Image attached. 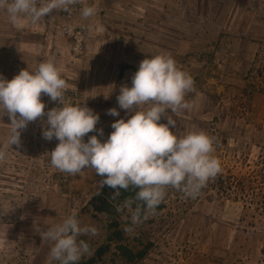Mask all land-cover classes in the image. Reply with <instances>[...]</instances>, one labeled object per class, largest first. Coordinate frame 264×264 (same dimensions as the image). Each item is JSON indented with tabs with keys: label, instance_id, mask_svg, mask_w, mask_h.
<instances>
[{
	"label": "rangeland",
	"instance_id": "rangeland-1",
	"mask_svg": "<svg viewBox=\"0 0 264 264\" xmlns=\"http://www.w3.org/2000/svg\"><path fill=\"white\" fill-rule=\"evenodd\" d=\"M90 5L100 6L95 15L102 37L92 51L105 49L106 55L89 51L88 56L87 35L76 33L81 26L60 24L59 9L36 23L25 17L13 24L0 6V76L12 79L21 69L35 72L42 62L53 61L65 80L64 103L87 106L100 116L96 127L103 135L90 132L84 140L91 135L104 140L114 120L131 115L117 103L121 86H131L144 58L170 56L194 85L185 94L189 107L169 109L160 123L175 120L178 136L207 133L220 171L194 198L167 186L162 208L142 211L133 223L134 210L125 206L129 199L102 188L94 169L74 175L51 164L50 152L59 141L45 139L42 130L47 111L60 107L59 101L42 94L45 115L20 130L19 146L8 143L11 119L0 110L5 153L0 264H60L50 257L52 242L37 228L46 230L70 214L97 229L80 237L91 254L78 264H264V0H95ZM75 34L76 46L60 43L73 41ZM110 108L120 116L109 115Z\"/></svg>",
	"mask_w": 264,
	"mask_h": 264
},
{
	"label": "clouds",
	"instance_id": "clouds-1",
	"mask_svg": "<svg viewBox=\"0 0 264 264\" xmlns=\"http://www.w3.org/2000/svg\"><path fill=\"white\" fill-rule=\"evenodd\" d=\"M75 0H0L10 21L16 24L27 17L32 23L48 16L53 10H68ZM91 17L95 9L86 6L81 13ZM70 30V29H69ZM131 86H121L117 95L120 109L131 115L112 122L113 129L101 140L103 129H97L100 116L81 104H65L63 100L65 80L51 60L42 62L35 72L21 69L12 79L0 76V110L11 119V135L8 143L20 145L21 131L28 123L45 115L42 94L60 107L47 111V127L42 136L59 143L50 152L51 164L62 172L79 174L92 168L101 176V187L108 186L119 194L130 186L138 189L135 199L143 202L132 214V222L140 220L141 212L155 211L165 199V188L172 186L195 197L201 188L220 171L219 161L212 155L213 140L203 131H192L178 136L172 129L176 121L167 117L173 112L188 108L186 92L192 90L194 80L190 74L178 68L174 59L166 55L144 58L133 74ZM152 102L146 110L141 106ZM108 114L119 117L117 108ZM90 132L87 141L84 137ZM5 153L0 151V159ZM132 201H126L130 207ZM122 210V209H118ZM130 227L126 228V231ZM42 239L52 242L50 257L60 264H78L90 246L82 235L97 233L92 225H82L75 214L66 216L60 223L40 230Z\"/></svg>",
	"mask_w": 264,
	"mask_h": 264
},
{
	"label": "crops",
	"instance_id": "crops-1",
	"mask_svg": "<svg viewBox=\"0 0 264 264\" xmlns=\"http://www.w3.org/2000/svg\"><path fill=\"white\" fill-rule=\"evenodd\" d=\"M89 1H90L89 4H86V3L84 4V3L80 2V4H78V6L81 7V5H83V6L92 7L90 4L93 5V2L95 0L94 1L93 0H89ZM78 6L76 5V3H72L71 5H69V8H68L69 10L65 14H63L61 9H59L60 10V14L58 16V21L60 22V24H62V23L66 24V23L70 22V23H72L71 25H74L73 26L74 28H75V26H78V27L81 26L80 29L77 28V30H76L77 32L76 33L77 34H83L85 36L87 35L86 36V42H85V49H86V53H88L87 55L89 56L90 55L89 51L94 52V51H92L93 50L92 48L94 47V45L98 46L99 45V40H102V37L97 35L99 33V31H98L99 29L96 26V25L99 24V20L97 18H100V17L96 16L95 14L92 15L91 17H84L83 15H80L82 13V8H81V10H79ZM96 7L98 8L100 6H95L94 5L93 8L95 9V13L97 12L96 11ZM60 43L65 44V45H67L69 47L70 43H71V46L72 45L76 46L79 42H78L77 39H74L73 41L69 42L65 38H62L60 40ZM17 50L19 51V49H17ZM94 54H97V55L104 54V55H106L105 54V49L102 50V51L100 49H97V51L94 52ZM34 66H36V64H34ZM44 120H45V122L47 121L46 118Z\"/></svg>",
	"mask_w": 264,
	"mask_h": 264
},
{
	"label": "trees",
	"instance_id": "trees-1",
	"mask_svg": "<svg viewBox=\"0 0 264 264\" xmlns=\"http://www.w3.org/2000/svg\"><path fill=\"white\" fill-rule=\"evenodd\" d=\"M82 2L83 1H81V3ZM136 191H138V189H136L135 187H132V186H130L127 190H125V189L119 190V196L121 199H123V200L129 199V201H132L131 207L133 208V210H135L137 206H140L141 208H143V202L135 199ZM162 206H163V204L161 203L155 211L160 210L162 208ZM141 214H142V212H141ZM119 248H121V250L123 248H125L124 251H129L127 249V246H125V245H121V246H119ZM88 263L89 262L87 261V262H84L83 264H88Z\"/></svg>",
	"mask_w": 264,
	"mask_h": 264
},
{
	"label": "built area",
	"instance_id": "built-area-1",
	"mask_svg": "<svg viewBox=\"0 0 264 264\" xmlns=\"http://www.w3.org/2000/svg\"><path fill=\"white\" fill-rule=\"evenodd\" d=\"M74 3H77V2L75 1ZM74 39H77L78 40L77 34L74 35Z\"/></svg>",
	"mask_w": 264,
	"mask_h": 264
}]
</instances>
